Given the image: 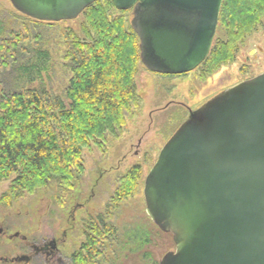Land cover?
<instances>
[{"label": "trees", "instance_id": "trees-1", "mask_svg": "<svg viewBox=\"0 0 264 264\" xmlns=\"http://www.w3.org/2000/svg\"><path fill=\"white\" fill-rule=\"evenodd\" d=\"M130 14L116 11L109 0H100L72 20L79 22L77 28H68L62 35L68 82L61 94L37 81L50 59L43 36L26 29L7 31L0 22V184L9 183L1 205L10 206L54 184L53 215L83 174V150L99 147L107 136H118L126 116L140 108L135 79L144 67ZM24 18L35 25H55ZM260 27H264V0H222L199 76L205 79L232 65ZM11 74L17 85L13 89L5 83ZM177 117L181 118L179 113ZM142 174L139 165L129 168L120 176L105 211L83 221L82 241L72 252V264H116L119 252L122 260L131 254L129 258L139 264H158L153 250L169 249L170 234L160 232L147 217L149 226L141 231H119L112 222L119 202L141 186Z\"/></svg>", "mask_w": 264, "mask_h": 264}, {"label": "water", "instance_id": "water-1", "mask_svg": "<svg viewBox=\"0 0 264 264\" xmlns=\"http://www.w3.org/2000/svg\"><path fill=\"white\" fill-rule=\"evenodd\" d=\"M37 22L72 21L100 0H6ZM131 11L141 65L194 71L222 0H109ZM145 215L174 250L158 264H264V73L204 103L167 140L143 182Z\"/></svg>", "mask_w": 264, "mask_h": 264}, {"label": "rangeland", "instance_id": "rangeland-1", "mask_svg": "<svg viewBox=\"0 0 264 264\" xmlns=\"http://www.w3.org/2000/svg\"><path fill=\"white\" fill-rule=\"evenodd\" d=\"M131 18L130 14L129 20ZM0 22L7 31L26 29L43 36L42 43L50 59L45 72L36 76L37 81L39 79L47 90L61 94L68 82L61 57L64 51L62 35L68 28L76 29L79 22L52 23L54 26L35 25L17 13L6 0H0ZM144 69H140L135 79L140 108L126 116L125 127L118 136H107L103 146H91L83 150V174L65 204H61L59 209L54 208V214L50 215L54 184L26 195L10 206L0 204V224L9 226L11 234L17 232L26 236L28 242L54 236L61 243L63 257L68 256L82 241L80 235L75 236L80 219L102 214L117 189L120 176L135 165L142 167V184L132 197L119 202V207L113 211L112 222L119 231H141L149 226L145 220L142 189L144 179L159 151L186 120L188 110L194 111L214 95L264 73V27H260L246 41L232 65L221 68L204 80L198 72L184 77H163ZM5 83L12 89L17 87L12 74ZM177 113L181 118L177 117ZM8 186V182L0 184V197ZM77 204L82 208L74 210ZM64 231L67 232L65 238L62 237ZM11 242L4 241V244L9 249L14 248L13 251L22 246L19 239ZM156 244L160 245V242ZM168 247L164 251L154 248L157 263L164 254L174 250V244H168ZM130 255L125 257V261L119 252L116 264H139L136 259L129 258Z\"/></svg>", "mask_w": 264, "mask_h": 264}, {"label": "flooded vegetation", "instance_id": "flooded-vegetation-1", "mask_svg": "<svg viewBox=\"0 0 264 264\" xmlns=\"http://www.w3.org/2000/svg\"><path fill=\"white\" fill-rule=\"evenodd\" d=\"M195 72H198V67L190 73H195ZM188 74L181 76H174V77H184ZM220 93L209 98L207 101L216 97ZM203 104H201L197 109H199ZM197 109H195L194 111H196ZM190 112H193V110L192 111L188 110L187 118ZM78 208H82V206L77 204L75 205L74 210ZM74 210H72L71 214L73 213ZM90 217L92 218V216H84L82 219H80V221L78 222L79 223L78 228L75 233L76 237H79L80 235V229L83 226V221L86 218H90ZM11 230L12 229L9 226L6 227L3 224H0V264H72V260H71L72 252L68 256L63 257L61 250V243H59L60 241L56 237L54 236L48 238L44 237L40 241L28 242V238L26 236H21L17 232L11 234L12 233ZM66 235L67 232L64 231L62 233V237L65 238ZM16 239L20 240L22 246L16 249L15 251H13L14 248L11 247L9 249V247L6 246V244H4V241H6V243H9Z\"/></svg>", "mask_w": 264, "mask_h": 264}]
</instances>
